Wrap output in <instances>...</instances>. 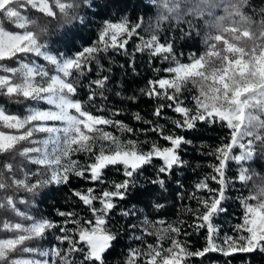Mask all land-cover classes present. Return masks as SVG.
I'll use <instances>...</instances> for the list:
<instances>
[{"label": "snow or ice", "instance_id": "6c2138e0", "mask_svg": "<svg viewBox=\"0 0 264 264\" xmlns=\"http://www.w3.org/2000/svg\"><path fill=\"white\" fill-rule=\"evenodd\" d=\"M153 2H159L166 14L176 11L173 0ZM82 4L88 5L89 0H0V62H18L17 67L0 63V71L5 73L0 74V96L16 104L29 102L23 114L9 113L0 106V154H7L13 160L19 156L38 166L36 171H22L20 165H15L14 170L13 163H4L0 168V192L3 193L0 195V209L19 218L0 215V264H105L104 254L116 240V234L106 224L108 213L116 206L114 198L123 199L135 173L143 165L152 163L154 158L162 161L158 174L170 173L174 166L184 163L179 150L182 145L191 143L185 136L156 123L143 131L157 133L166 145L153 141L149 150L143 151L141 142L122 141L105 130L106 126H111L121 132L136 134L132 127L112 118L119 114L117 111L113 110L111 116L94 114L76 98L79 80L74 78V73L83 76L99 52L109 48L126 51L129 39L138 35L141 28V23L130 27L125 17L117 23L106 22L97 43L85 47L75 56L65 57L46 50L40 36L48 31V24L30 18L28 10H38L56 20L57 28H63L76 20L83 23L84 18L75 12ZM54 9H58L59 16ZM188 15H192L191 11ZM261 15L264 16V12ZM196 17H202V13ZM168 18L163 15L160 20ZM5 21L18 30H6ZM249 37L250 33L239 32L235 27H218L217 34L205 39L203 54L193 55L189 63L179 62L173 55V45L159 42L156 35L147 40L141 38L137 51H147L150 56L165 61L171 57L175 63V66L163 70L171 74V78L150 80L147 91L141 89L149 97L168 101L160 104L153 116L161 117L167 108L179 114V119L171 121L175 129L191 131L203 122L219 124L229 132L207 153L217 161L210 165L213 173L195 185L198 190L207 189L210 196L204 198L193 193L191 199L196 200L199 207L187 209L196 217L192 227L206 233L205 246L191 251L178 238H172L171 246L166 249L149 243L144 250L130 248L125 264H140L141 258L143 264H189L190 258H205L211 253L222 255L226 258L224 264H229L230 258L238 253L264 252V188L258 195L241 198L244 213L242 221L232 226V234L225 233L221 237L220 226L214 222V217L224 211L221 202L226 199L228 162H241L237 178L247 184L255 170L243 164L253 160L258 145L264 146V135H261L264 130V44H253L251 48L242 46L241 41ZM29 55L42 57L54 71L25 59ZM107 80L108 77L104 76L88 84V104H94L97 89L103 95ZM188 82L197 90L191 98V107L179 98L181 89ZM41 104L47 107H41ZM133 115L147 125L154 124L139 113ZM237 148L239 154L234 155ZM76 154H85L90 162L73 159ZM109 166L117 167V170L122 166L126 179L119 183L113 181L110 188L97 190L93 186L73 193L88 208L92 219L79 217L75 211H58L57 215L64 219L57 223L43 216L29 215L18 207V203L30 202L23 199L17 202L14 195L17 191L35 196L50 184L70 183L73 176L93 185L104 184L103 173ZM17 171H22V176L18 177ZM33 177L36 178L34 182ZM212 181L218 184V188L210 187ZM155 182L161 187L164 185L163 180ZM95 201H99V208L94 206ZM122 214L127 216L130 212ZM159 223L162 225L164 221ZM143 224L144 233L161 239L169 233L179 237L182 231L180 226L174 227L172 223L163 229L156 228L148 219ZM179 224L182 225L183 221ZM53 230L59 233L54 237L56 244L49 248L32 246V242L45 239ZM144 238V234L136 237L141 241ZM65 242L66 249L63 247ZM77 253L83 255L82 260L72 259Z\"/></svg>", "mask_w": 264, "mask_h": 264}, {"label": "trees", "instance_id": "16d2710c", "mask_svg": "<svg viewBox=\"0 0 264 264\" xmlns=\"http://www.w3.org/2000/svg\"><path fill=\"white\" fill-rule=\"evenodd\" d=\"M79 2V0H77ZM176 11L168 14V21L160 20V11L157 10L153 0H89L88 5H81L75 12L84 18L83 23L79 20L63 28H57V21L47 17L38 10L29 9L27 14L30 18L37 19L42 24H48V31L40 36V42L53 54L63 56H75L82 51L88 44L95 45L99 34L106 22H120L122 18H127L128 23H141L138 35L129 39L125 50L109 48L96 54L90 62L88 68L84 70V75L79 76L74 73V78L79 80V88L76 98L85 103L86 107L94 114L111 116L113 110L119 114L112 117L122 121L124 124L136 130V134L121 132L120 130L106 126L105 129L122 139H132L140 143L141 149L149 150L151 142L155 141L160 145L166 142L157 133L143 130L155 126L156 123L169 131H176L186 137L191 143L182 145L179 150L181 160L184 162L174 166L170 173L158 174V168L162 161L154 158L152 163L145 164L135 173L132 178L133 183L127 189L123 199L114 198L115 208L108 213L107 228L116 234V240L105 252V264H125L126 257L130 248L146 249L147 244L161 245L163 248L171 246V239L178 238L186 243L189 250L195 251L205 246V231L197 230L192 227L196 217L187 211L188 208L196 209L199 207L197 201L191 199L193 193L197 196L208 198L210 193L207 189L198 190L195 185L204 180L206 176L213 173L210 165L217 163L215 157L208 155L217 145L224 140L229 130L219 124L210 125L203 122L198 123L197 127L191 131L175 129L172 120L179 119V114L170 109H165L161 117L153 116L154 110L160 104H167L166 99H156L149 97L141 89L147 91L150 80L161 77H171V74L163 71L167 67L174 66L171 60L165 61L160 57H152L147 51H137L141 46V38L146 40L152 35L162 43L173 45V55L180 61L191 60L193 55H201L206 50L205 39L209 35L217 34L218 27L238 29L239 32H248L250 37L242 41H248L245 47L251 48L253 44L259 46L264 44V0H173ZM227 9V11H225ZM238 9V11H236ZM57 11L59 16L58 9ZM191 11L192 15H188ZM202 13V17H196ZM235 13V14H231ZM223 18V19H221ZM180 19H184L179 21ZM191 22V24L188 23ZM6 30L17 31L12 24L4 22ZM250 29V30H249ZM25 59L38 60L42 65L47 66L50 71H54L53 66L48 65L42 57L29 55ZM8 67L18 64L16 60L0 62ZM2 72V71H0ZM108 77L100 95H97L94 104L87 103L89 94L88 84L98 78ZM197 93L191 82H188L181 89L180 99L191 107V98ZM135 97V100L130 99ZM29 102L16 104L6 97L0 96V106H4L9 113L23 114ZM41 107L47 105L41 104ZM134 113H139L146 120L154 121L153 125H147L143 121L134 118ZM264 119V117H262ZM264 135V130H261ZM147 141V143H143ZM95 151V149H94ZM257 154L253 160L243 164L250 170H255L252 179L245 184L238 180L241 162L230 160L226 167L227 186L225 187V197L221 207L223 212L214 217V222L220 226L221 233H231L234 224L242 221L244 208L241 198L250 195H258L261 188H264V146H257ZM239 153L237 148L234 155ZM75 157L81 163L88 162L85 154H76ZM4 163L20 165L22 171H36L38 166L29 163L22 157L16 156L10 159L7 154H0V168ZM22 171H17V176H22ZM7 175V173H6ZM104 184H90L75 176L70 183L64 185L50 184L40 190L39 194L33 196L23 190L14 193L17 202L21 199L27 200L29 204H19L22 211L36 217H46L54 222L62 223L63 217L57 215L58 211H75L79 217L92 219L88 208L83 205L73 193L77 189L95 187L97 190L110 188L111 183L122 182L126 179L123 167L109 166L104 170ZM32 178V182L35 181ZM163 180L161 187L155 181ZM211 188H218L215 181L210 182ZM0 195H3L0 192ZM250 203H255L249 200ZM160 205V207H157ZM94 206L99 208V201L94 202ZM123 212H130V215H123ZM0 215L9 218L14 217L10 211L5 212L0 209ZM148 219L155 224L164 221L163 227L169 223L173 226L182 228L179 237L174 234H164L161 239L156 235L144 233L143 221ZM183 221L180 225L179 222ZM132 226H135L134 228ZM73 227V225H69ZM155 231V229H150ZM184 233H187L185 235ZM56 230L49 232L45 239L32 242V246L49 248L56 244ZM144 234V240L136 237ZM66 249L67 242L63 245ZM72 259L79 261L83 259L82 254H75ZM225 257L218 253H211L205 258L194 257L189 259V264H224ZM140 264H143L141 258ZM229 264H264V252L254 251L252 253H238L230 258Z\"/></svg>", "mask_w": 264, "mask_h": 264}, {"label": "rangeland", "instance_id": "374dc122", "mask_svg": "<svg viewBox=\"0 0 264 264\" xmlns=\"http://www.w3.org/2000/svg\"><path fill=\"white\" fill-rule=\"evenodd\" d=\"M111 23H117V22H111ZM129 24V26L131 27V26H133V24H131V23H128ZM147 39H150V38H147ZM146 39V40H147ZM159 42H161L160 40H158ZM162 43V42H161ZM93 45L92 44H88V45H86L85 47H92ZM84 47V48H85ZM47 50V49H46ZM50 52V51H49ZM52 53V52H51ZM65 57H69V56H65ZM38 64H42V63H40L38 60H35ZM181 63H189V62H191V60H187V61H180ZM18 66V64L17 65H15V66H11V67H17ZM175 66V65H174ZM0 74H5V73H3V72H0ZM168 78H171V77H168ZM45 107H47V106H45ZM106 130V129H105ZM106 131H108V130H106ZM113 134V133H112ZM114 136H116L115 134H113ZM118 137V136H117ZM120 138V137H119ZM122 141H127V140H132V139H122V138H120ZM143 151H148L147 149H142ZM239 154V153H238ZM237 154V155H238ZM73 159H76L75 157H73ZM77 160V159H76ZM88 162H90V161H88ZM156 225V228H160V229H163L164 227H163V225H161V224H155ZM228 234H230V233H228ZM221 235V237H223V235L224 234H220ZM220 241H217V243H219Z\"/></svg>", "mask_w": 264, "mask_h": 264}, {"label": "clouds", "instance_id": "9594fccd", "mask_svg": "<svg viewBox=\"0 0 264 264\" xmlns=\"http://www.w3.org/2000/svg\"><path fill=\"white\" fill-rule=\"evenodd\" d=\"M156 4V8H157V10H159L160 11V17L161 16H163V15H168V14H166L165 12H164V10H163V8L160 6V4H159V2H157V3H155ZM159 17V18H160ZM164 21H168V19H164ZM250 30V29H249ZM248 43V41H241V44H242V46L243 45H246Z\"/></svg>", "mask_w": 264, "mask_h": 264}]
</instances>
